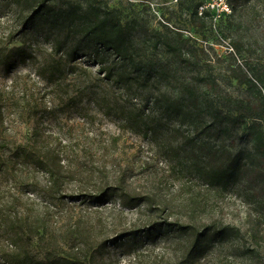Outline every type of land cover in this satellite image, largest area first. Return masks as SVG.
Masks as SVG:
<instances>
[{"label":"rangeland","instance_id":"obj_1","mask_svg":"<svg viewBox=\"0 0 264 264\" xmlns=\"http://www.w3.org/2000/svg\"><path fill=\"white\" fill-rule=\"evenodd\" d=\"M107 1L147 28L132 35L133 62L81 38L65 0L49 1L62 17H40L26 35L18 30L32 0H0V48L12 33L33 54L0 65V208L41 218V246L65 250L79 238L93 252L89 264H264V159L240 160L252 152L246 126L212 120L201 104L244 94L236 66L264 70V0H225V12L201 0L210 15L198 27L177 0H145L154 10ZM162 23L196 38L190 61L154 45L151 30ZM77 48L74 60L60 59ZM19 144L51 162L58 182L34 160L12 158ZM230 163L239 174L210 177ZM113 190L149 201L87 197ZM165 220L187 231L147 230ZM209 228L228 233L209 235L191 261L196 234Z\"/></svg>","mask_w":264,"mask_h":264},{"label":"trees","instance_id":"obj_2","mask_svg":"<svg viewBox=\"0 0 264 264\" xmlns=\"http://www.w3.org/2000/svg\"><path fill=\"white\" fill-rule=\"evenodd\" d=\"M15 5H21L23 0H9ZM50 0H32L30 8L22 28L18 30V34L26 35L32 31L36 20L42 16L51 14L58 19L64 15L63 9H58L49 3ZM127 2L134 3L140 1L142 5L151 10L148 2L145 0H134ZM187 0H177L179 7L189 15V20L193 21L194 26H205V18L209 17V10H199L202 4L201 0L188 4ZM69 5L66 16L69 17L71 23L77 29V33L81 38L88 40L105 50L111 51L118 58L134 61L138 47L135 45L132 35L137 31L147 29L142 26L139 20L131 18L124 21L122 11L118 7H111L107 0H65ZM151 38L154 45H162L165 50L170 53L177 61L185 63L190 61L191 53L199 49L196 38L193 36H184L182 28H172L166 23L160 24V28L151 30ZM21 41L17 34H9L7 40L0 48V65L3 69H9L12 61L15 59L28 60L33 57L23 44L16 45ZM79 49H72L60 56L71 55L72 60L76 58ZM46 67V66H45ZM239 70V72L237 71ZM46 71V70H45ZM241 66L233 68L232 77L235 78L239 85L245 86L244 94L233 96L226 99H218L217 101H202L206 112L212 120L220 123L231 124L234 126H246V138L251 143L252 152L248 154L238 155L242 160L244 158L252 161L254 157H263L264 159V70L254 67V71L250 74L241 72ZM53 74L48 67L47 71ZM111 75V74H110ZM217 85V83H214ZM194 92L190 95L192 98ZM6 145L0 142V149ZM15 159H31L38 165L42 166L53 183L58 182L56 170L52 167L51 162L47 159H41L36 154L19 144L12 153ZM2 156L0 164L3 162ZM235 162V160H234ZM231 164H226L218 169H214L210 177L216 182H223L232 175L239 174V169ZM117 196L123 205H131L139 202H148L145 197H132L125 193L113 190L110 193L98 194L93 197L98 202L111 199ZM1 206H3L1 204ZM162 227L186 230L183 224L175 221L165 220L164 222H154L147 230H156ZM45 224L39 217H30L15 212L6 211L0 208V259L4 264H89L93 252L88 250L82 240L74 238L72 242L67 244V249H63L59 244L52 247L41 246L40 244L45 238ZM228 233L227 229L209 228L207 233L196 234L189 257L191 261L196 259L207 246V237L211 235L213 238ZM4 246V247H3ZM102 243L100 247H106ZM62 252L69 257L61 258L59 253Z\"/></svg>","mask_w":264,"mask_h":264},{"label":"built area","instance_id":"obj_3","mask_svg":"<svg viewBox=\"0 0 264 264\" xmlns=\"http://www.w3.org/2000/svg\"><path fill=\"white\" fill-rule=\"evenodd\" d=\"M129 1H134V0H129ZM210 1V3H209V5L211 6V7H214V5L215 4H217L218 6L220 5L221 7H220V10L221 11H228L229 10V8H228V5H227V3L225 2V0H209ZM149 3V5H150V7L154 10V4L152 3V2H148ZM202 9V8H201ZM232 49V48H231Z\"/></svg>","mask_w":264,"mask_h":264}]
</instances>
